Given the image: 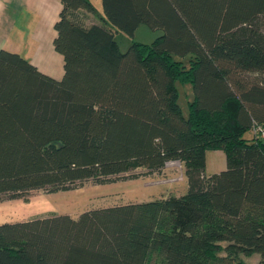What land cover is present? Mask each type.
Instances as JSON below:
<instances>
[{"label":"trees","instance_id":"16d2710c","mask_svg":"<svg viewBox=\"0 0 264 264\" xmlns=\"http://www.w3.org/2000/svg\"><path fill=\"white\" fill-rule=\"evenodd\" d=\"M54 79L0 50V200L184 166L187 190L0 224V264H264V0H60ZM151 43L121 51L108 27ZM187 62V63H186ZM177 82L190 83L184 116ZM225 169L206 175V150ZM137 171H140L138 173Z\"/></svg>","mask_w":264,"mask_h":264},{"label":"rangeland","instance_id":"374dc122","mask_svg":"<svg viewBox=\"0 0 264 264\" xmlns=\"http://www.w3.org/2000/svg\"><path fill=\"white\" fill-rule=\"evenodd\" d=\"M96 8V16L103 15L101 0H92ZM88 22L96 20L93 14L89 15ZM108 27L113 31L115 40L121 51H125L132 41L151 43L162 34L161 29H151L141 24L132 37L117 30L110 23ZM187 63V62H186ZM178 103L184 116L188 112V101L192 99L190 83L177 82ZM253 131L245 133L246 138H252ZM226 167L224 151L220 149L206 150V175L217 173ZM140 173V171H137ZM187 183L184 176V166L177 161L167 162L161 173L149 176L140 175L136 179L118 180L113 183L97 184L87 181L73 189L48 193L43 189L33 190L17 199L0 200V224L33 219L50 214H68L77 217L81 212L116 204L142 202L160 198L166 195L185 193ZM247 264H257L259 255L243 256Z\"/></svg>","mask_w":264,"mask_h":264},{"label":"crops","instance_id":"0c3cea01","mask_svg":"<svg viewBox=\"0 0 264 264\" xmlns=\"http://www.w3.org/2000/svg\"><path fill=\"white\" fill-rule=\"evenodd\" d=\"M60 9V0H0V50L16 52L42 73L61 79L63 57L53 47ZM94 17L92 22L101 16Z\"/></svg>","mask_w":264,"mask_h":264},{"label":"built area","instance_id":"2783aa9c","mask_svg":"<svg viewBox=\"0 0 264 264\" xmlns=\"http://www.w3.org/2000/svg\"><path fill=\"white\" fill-rule=\"evenodd\" d=\"M253 132L258 134L260 137L264 138V128H261V127H255L253 129Z\"/></svg>","mask_w":264,"mask_h":264}]
</instances>
